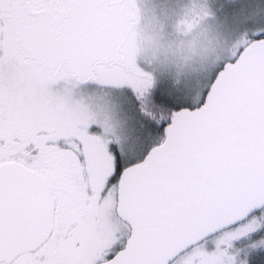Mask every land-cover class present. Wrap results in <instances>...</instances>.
Wrapping results in <instances>:
<instances>
[{
  "label": "snow or ice",
  "instance_id": "snow-or-ice-1",
  "mask_svg": "<svg viewBox=\"0 0 264 264\" xmlns=\"http://www.w3.org/2000/svg\"><path fill=\"white\" fill-rule=\"evenodd\" d=\"M230 50L191 89L143 80L130 0H0V264H264V0H209ZM120 94L98 147L75 85ZM185 244L174 254L176 238Z\"/></svg>",
  "mask_w": 264,
  "mask_h": 264
},
{
  "label": "rangeland",
  "instance_id": "rangeland-1",
  "mask_svg": "<svg viewBox=\"0 0 264 264\" xmlns=\"http://www.w3.org/2000/svg\"><path fill=\"white\" fill-rule=\"evenodd\" d=\"M131 61L148 82L161 78L199 89L205 73L230 50L229 35L209 19V0H130ZM79 121L96 125L90 137L98 147L132 136L119 93L91 84L75 85L68 97ZM175 264H213L201 246Z\"/></svg>",
  "mask_w": 264,
  "mask_h": 264
},
{
  "label": "water",
  "instance_id": "water-1",
  "mask_svg": "<svg viewBox=\"0 0 264 264\" xmlns=\"http://www.w3.org/2000/svg\"><path fill=\"white\" fill-rule=\"evenodd\" d=\"M185 242V238L182 237L174 239L169 245L172 249V254H174L180 247H183Z\"/></svg>",
  "mask_w": 264,
  "mask_h": 264
},
{
  "label": "trees",
  "instance_id": "trees-1",
  "mask_svg": "<svg viewBox=\"0 0 264 264\" xmlns=\"http://www.w3.org/2000/svg\"><path fill=\"white\" fill-rule=\"evenodd\" d=\"M133 23V22H132ZM229 41H231V38L229 39Z\"/></svg>",
  "mask_w": 264,
  "mask_h": 264
}]
</instances>
